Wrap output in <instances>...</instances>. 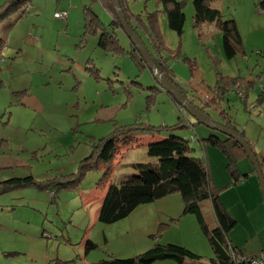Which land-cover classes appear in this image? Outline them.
<instances>
[{"label":"rangeland","instance_id":"374dc122","mask_svg":"<svg viewBox=\"0 0 264 264\" xmlns=\"http://www.w3.org/2000/svg\"><path fill=\"white\" fill-rule=\"evenodd\" d=\"M33 1L40 8V13L31 19L42 21V35H37L38 39L44 38L42 50H39L37 45H22L21 52L13 50L12 54L6 56L0 53V166L9 163L8 155H12L11 159L20 158L23 161H20L21 166L17 168L0 169V178L6 180L9 178L5 177L11 176H32L34 180L0 194V264H92L100 257L107 258L109 255L118 258L135 257L149 249L147 246L154 240L153 235L158 237L157 233L152 232L153 228L146 231L139 228V207L129 217L105 225L93 219L97 207L94 202L99 199L98 194L104 195L102 185L106 181H121L133 173V163L149 158L146 147L136 144L134 140L131 141L134 145L121 144L123 154L120 153V157H117L115 164L111 166V174L103 184H100V180L104 179L106 167L98 170L85 169L83 173H86L79 179L80 185L74 183L77 180L72 175L77 171L79 158L91 153L98 139L112 130L123 125L139 124L171 127L183 122L184 115L170 95L161 90L153 72L145 67L140 55L139 61L136 59L129 38L121 30L116 32L124 50L123 54L105 51L96 44L93 45V42L87 43L80 39L79 36H72L68 40L66 37L70 36V32L65 25H58L56 19L65 21L68 11L71 10L73 12L78 9L82 12L80 0L70 1L72 7L68 11L60 10L65 11L66 16L55 17L56 19L53 18V12L58 8L59 0ZM177 1L182 2L185 16L181 38L167 27L166 16L159 0H127L130 12L139 18V36L143 45L153 57L161 59L168 68H174L175 72L172 73L188 89V95L194 96L193 105L202 102V106L207 108L208 115L214 121H222L220 117L228 114L233 119L231 121L238 123L239 127H245L248 117L256 116L249 122L248 140L246 138L243 141L256 159L261 158L264 133H260L258 125L264 124V95L259 97L261 87L264 86V60L260 56L262 49L258 47L264 46V19L248 17L247 14L243 18L242 0L210 2L213 8L220 10L223 19H236L243 39L249 42L246 55L228 60L222 52L220 31L213 24H204L203 27L195 29L193 0ZM28 4L29 2L26 5ZM26 5L23 7L25 13L20 18H15L13 13L11 20L1 22L0 37L6 36L12 27L11 38L20 40L32 37L31 35L36 36L33 32L36 27L33 28L31 23L25 20L30 13L25 9ZM87 5H91L103 20H110L99 1L91 3L90 0ZM259 6H264V1L257 7ZM252 7L256 16L262 15L264 18V14L256 12L254 4ZM150 15L152 17H149ZM152 18L157 22L162 44L168 49L156 50L153 47L144 28L146 24L149 31ZM18 49H21V46ZM88 57H92L95 65L88 63L86 67L93 65L98 74L100 72L99 81L92 77L98 76L91 71L89 75L83 68L86 64L84 60ZM9 63H13V66L10 67ZM217 73L225 77H241L245 87L234 89V85L229 84L231 79L230 82L226 80V83L221 81V86L230 88V91L224 94L227 99L219 104H212V90L217 83ZM248 83L252 84L249 88ZM107 84L111 87L107 88ZM20 86L27 88L30 93L20 104H16L12 102L10 90ZM247 88L249 106L244 109L242 100L235 92L238 90L237 92L245 96L244 91ZM10 102L13 104L9 106ZM184 113L194 122L196 131L205 128L209 132H218L204 124L196 123L185 110ZM179 116L182 121H179ZM109 117L112 119L97 120ZM5 120H8L6 124L3 123ZM189 127L191 126L186 128L180 124L176 131H180L183 137L190 132L191 136H187L189 144L193 145L195 142L196 145L190 152L195 157L200 155L204 158L203 162L207 166L205 151L199 144L201 134H198V138ZM92 137L93 142L95 141L93 144L89 140ZM217 145L220 146L207 144L209 148H215L219 152L218 155H213L218 166L215 168L214 164H211L210 174L213 183L217 187L222 186L221 197L222 200L224 198L230 213L240 218V225L234 232L240 235L244 228V234L258 232V235H261L260 230L264 224L257 216L254 202L257 198L263 216L264 202L253 164L244 152H240V159L227 169L229 162L237 160L232 153L233 147L228 143L223 145L224 158ZM236 151L239 152V149ZM34 154L36 156L31 159L30 156ZM209 155L211 157V153ZM237 166L242 169L248 166L251 173L245 176L243 182L233 184L230 172L236 171ZM123 168L126 169L122 170ZM7 171L8 173H5ZM47 181L50 185L45 189ZM227 181H230V186H226ZM75 185L78 186L74 187ZM48 190L54 195L51 196ZM83 197L86 203L82 201ZM171 198L172 213H182L181 196L177 193ZM200 205L206 223L213 227L215 217L210 203L204 200ZM149 213L151 211H146L143 218ZM190 216L195 222L194 232L206 238L200 231L194 215ZM166 223L162 221L160 231L168 230L163 227ZM176 228H179L176 230L179 235L187 228L191 230L185 221ZM156 229L157 226L154 230ZM194 238L199 239L195 236ZM87 239L96 246L86 252ZM198 253L203 256L201 263L209 264L213 252L207 242ZM196 261L185 259L182 264ZM152 264L178 263L167 259Z\"/></svg>","mask_w":264,"mask_h":264},{"label":"trees","instance_id":"16d2710c","mask_svg":"<svg viewBox=\"0 0 264 264\" xmlns=\"http://www.w3.org/2000/svg\"><path fill=\"white\" fill-rule=\"evenodd\" d=\"M30 1L31 0H3L0 3V23L7 20L13 13L20 11V9L21 11L17 17H21L25 13L23 9L24 5L29 2V4L26 5L29 6ZM93 1H99L105 11L110 13L111 25L121 28L112 0H92V2ZM117 2L128 27L135 33L139 28L138 16L130 12L127 6V0H117ZM159 2L166 16L167 27L181 38L184 32L183 28L185 22L182 2L177 0H159ZM210 2H212V0H193V26L195 29H198L202 24L214 23L215 27L219 29L222 35L221 48L223 55L227 59H232L243 49L242 40L235 21L233 19H223L220 10L213 8ZM31 7L28 12L31 11ZM149 17L152 16L150 15ZM83 20L84 30L82 37L98 33V30L101 29L100 18L92 9L91 5H84ZM144 28L148 32L147 35L156 50L166 48L162 44L157 22L154 21L153 18L150 21L149 31L146 24ZM99 33L98 45L101 49L123 54L124 50L119 44L113 30L109 31L104 28L102 32L100 31ZM1 46V50L6 48V45L3 43ZM132 52L135 53L136 51L134 50ZM135 55L137 57L140 54L136 52ZM150 57L159 73L188 98V90L182 88L173 79L171 68H168L161 59L151 55ZM142 61L144 60L142 59ZM87 69L97 76L98 70L96 68L87 67ZM226 80L230 82V79H227V77L223 75L217 76V83L212 90L214 94L213 98L216 100L215 104H219L227 99L224 94L230 91V88L225 89L220 84L221 81L226 83ZM229 84L239 86V78L232 79ZM160 88L169 94L174 101L172 95L166 91V89L163 87ZM240 93L241 92H238V94ZM174 103L176 102L174 101ZM178 107L180 108L179 105ZM179 119V121H182L181 117H179ZM180 124L181 122H178L171 127L165 125L151 126L148 124H139V126L123 125L116 130L114 129L109 135L99 139L89 156L79 162L76 173L72 175V177H75L77 180L74 183L80 185L81 180L79 179L86 173H83L85 169L98 170L100 168L105 169L106 167L104 179L100 180V184H103L111 173V166L115 164L117 157H120V153L123 154L120 149L121 144L134 145V143L131 142L134 140L136 144L139 143V145L146 147V153L150 159L148 158L144 161L133 163V173L121 181L116 183L106 181L102 185L105 190L104 195L98 194L97 197H99V199L94 202L97 204L96 221L105 225L118 222L127 218L141 205L150 204L170 194L178 193L183 202L182 213L194 215L199 229L207 237L212 247L213 256L208 261L209 264H237L227 251V245L230 242L226 237L227 231L234 226L235 220L226 213L217 193L212 191L211 182L203 159L193 156V153L190 152L193 149L190 147L188 140L176 132ZM223 127L238 134L234 125L227 124V126L223 125ZM205 141L214 145H220L221 143L212 135L207 137ZM222 142L238 144L231 137L222 140ZM257 162L262 171L264 169V155L257 159ZM32 182H34L32 176L23 178L12 177L2 180L0 181V194L7 192L10 188ZM49 185L47 181L44 188L47 189ZM76 186L78 185L74 187ZM50 195H54L53 192H50ZM204 200H209L211 202L212 209L218 221L217 227L210 228L204 220L200 208V203ZM95 246L96 245L91 240H86V252ZM232 247L235 246L232 245ZM235 248L238 249L237 247ZM238 251L242 253L240 249H238ZM201 258V256L196 255L184 246L173 243L161 244L154 242L149 249H146L135 257L118 258L109 255L107 258L100 257V259L94 261L92 264H152L155 261L167 259H172L178 264L184 263L185 259H191L197 260L194 262L195 264H200ZM238 264L246 263L240 262Z\"/></svg>","mask_w":264,"mask_h":264},{"label":"crops","instance_id":"0c3cea01","mask_svg":"<svg viewBox=\"0 0 264 264\" xmlns=\"http://www.w3.org/2000/svg\"><path fill=\"white\" fill-rule=\"evenodd\" d=\"M3 0H0V3L2 2ZM70 1H72V0H59L58 1V8H56L55 10H54V12H56V11H60V10H67L68 11V9L70 8V7H72L70 4H69V2ZM89 1L90 0H80V3H82V5L80 6V7H82V12L81 11H79L78 9H76V10H74L73 12H72V10L69 12L68 11V17H67V19L64 21V20H59V19H56L54 16H53V14H52V16H53V18L54 19H56L59 23H58V25H65L66 27H67V29H68V31L70 32V36H68V37H66V39H68V40H70L71 38H72V36H75V37H77V36H79V38L80 39H83V40H85L87 43H89V42H93V45L94 44H96L98 47H99V45H98V33L101 31L102 32V29H107V30H109V29H111V30H113V32H114V34H115V36L117 37V39H118V35H117V30L119 29V30H121L123 33H124V35H126L125 34V32H124V30H123V28L121 27H114V25H111V23H110V21H111V16H110V13H108L107 11H105V9H104V11L107 13V15L109 16V18H110V20H107V21H105V20H103L102 19V17L97 13V11H95V13L99 16V18H100V21H101V29H99L98 30V33H95V34H92V35H85L84 37H82V33H83V30H84V20H83V7H84V5H87L88 3H89ZM264 0H242V3H243V7H242V13H243V18H244V15L245 14H247V16L248 17H251V16H254V17H258L259 19H264L263 17H262V15L261 16H256V14H254V9H253V7H252V5L254 4V6H255V8H257V6L260 4V3H262ZM31 2V11H30V13H29V16L25 19V20H27L29 23H31V25L33 26V28H35L34 30H33V32L36 34V36H34V35H31L32 37H26V38H23V39H16V38H11V35H12V30H13V27L11 28V29H9V31H8V33L6 34V36H2V37H0V46H1V44L3 43V44H5L6 45V48L5 49H3V50H1V47H0V53H2V55L3 54H5V56L6 55H10V54H12V51L13 50H20V52H21V50H22V45H26V46H35V45H37V48L39 49V50H42V46H43V44H44V38L42 37V38H40V39H38V37H37V35H42V21H40V20H32L31 19V17L32 16H34V15H38L39 13H40V8L39 7H37V5L35 4V2L32 0V1H30ZM91 3H92V0H91ZM69 4V7H67V5ZM93 9V8H92ZM94 10V9H93ZM19 12L20 11H17L16 12V14L14 13V15H16L15 16V18H20V17H17L18 15H19ZM53 12V13H54ZM256 12H257V10H256ZM14 15H10L9 17H8V19L7 20H11V17L12 16H14ZM232 19V18H231ZM233 20L235 21V24H236V27H237V30H238V32H239V35H240V37H241V40H242V46H243V49L241 50V52H239L235 57H237V56H241V57H243L244 55H246V48H248L247 47V45L249 44V42L248 41H246L245 39H243V37H242V34H241V32H240V27H239V25H238V23H237V21H236V19H234L233 18ZM263 22H264V20H263ZM110 23V24H109ZM1 24V23H0ZM206 25H208V24H213L214 25V23H205ZM203 25L204 24H202L200 27H203ZM209 26V25H208ZM215 26V25H214ZM217 29V28H216ZM219 30V29H218ZM110 31V30H109ZM134 33V32H133ZM137 35H136V34ZM135 36L141 41V43L143 44V41L141 40V38L139 37V29L137 30V31H135ZM221 33V32H220ZM100 34V33H99ZM7 35H8V39H7ZM34 36V37H33ZM88 38V39H87ZM95 38H96V40H95ZM87 39V40H86ZM245 40V41H244ZM119 41V40H118ZM130 41V40H129ZM120 44V43H119ZM129 44H130V47H131V49H132V51H136L137 52V50L135 49V47H134V45L131 43V42H129ZM246 45V47H245V45ZM21 46V49H18L19 47ZM144 46V45H143ZM17 47V48H16ZM145 47V46H144ZM100 48V47H99ZM258 48H260V49H262V52H261V57L263 58V60H264V46L263 45H261V46H259ZM146 49V48H145ZM147 50V49H146ZM135 52V53H136ZM147 52H148V50H147ZM138 53V52H137ZM149 53V52H148ZM139 54V53H138ZM150 54V53H149ZM151 55V54H150ZM152 56V55H151ZM4 57V56H3ZM235 57H233V58H235ZM232 58V59H233ZM136 59L137 60H139V55L136 57ZM227 59V58H226ZM4 60H5V57H4ZM228 60H230V59H228ZM85 62H86V64L84 65V70H86L87 72H88V74L90 75V72L87 70V67H86V65L88 64V63H92L93 65H95V63H94V61H93V59H92V57L91 58H87V59H85L84 60ZM4 62V61H3ZM91 66V67H94V66ZM9 66L10 67H12L13 66V63H9ZM95 68V67H94ZM171 70H172V72H175V70H174V68L173 67H171ZM97 76L98 77H94V76H92L93 77V79H95L96 81H99L100 79H101V75H100V72H99V74H98V71H97ZM217 76H222L220 73H217ZM234 78H239V86H232V88H234V89H236V88H244L245 86H244V84L242 83V78L241 77H238V76H236V77H227V79H234ZM173 79L182 87V88H184L185 90H188V89H186L180 82H179V80L177 79V77L173 74ZM216 82H217V79H216ZM120 83H122V82H120ZM248 85V88L250 87V86H252V84H247ZM111 86H110V84H107V88H110ZM20 88H22V89H20ZM245 89V91H244V93H245V96H244V94L243 93H240V94H242L243 95V97H241V96H239V94H238V90L235 92L237 95H238V97H239V99H241L242 100V102H241V105H242V107L244 108V109H246L248 106H249V102H248V100H247V96H248V92H249V89ZM261 93H260V95H259V97L261 96V95H264V86L263 87H261ZM10 93H11V96H12V102H15L16 104H20L21 102H22V99H24V97L25 96H27V95H29V91H28V89L27 88H25L24 86H20V87H17V88H13V89H11L10 90ZM19 96H21V98H18ZM191 95H188V98H190V100H191V102H193L194 101V96H191ZM213 96H214V94H213ZM213 96L211 97V98H213ZM193 97V98H192ZM209 101L211 100L210 98L208 99ZM215 99H213L212 100V104H215ZM12 102H10L9 103V106L10 105H12L13 103ZM228 102V101H227ZM198 103V105H202V102H197ZM176 104V103H175ZM177 105V104H176ZM39 106L41 107V108H43L42 107V105L39 103ZM178 106V105H177ZM119 107V105L116 107V108H118ZM255 107V106H254ZM120 108H121V106H120ZM179 108V107H178ZM223 108H224V106H223ZM255 108H257V107H255ZM207 109V108H206ZM206 109H204V111L207 113V110ZM117 110V109H116ZM115 110V111H116ZM179 110H180V112H182L183 113V115H184V119H183V122H181V124L182 125H184L186 128H188V125H190L191 127H189V130L191 131V132H193L197 137H198V134H201V138H199V144H200V146H201V148L205 151V159H206V161H207V163H208V167L206 166V168H207V173H208V176H209V179H210V182H211V186H212V191H214V192H216L217 193V195H218V197H219V200H220V202H221V204H222V206H223V208L225 209V211H226V213L231 217V218H233L234 220H235V224H234V226L229 230V231H227V234H226V237H227V239L229 240V242L230 243H228V245H227V251H228V253H229V255H230V247H232V245L233 246H235V247H237L238 249H240L241 251H242V254L244 253V254H246V255H250V256H253V255H257V254H260V253H262V254H264V226H263V228L260 230V232H262V234L261 235H258V232H255V233H246V234H244V231H245V229L244 228H242L243 229V232L241 231L240 232V235H236V233L234 232L235 230V228H237L239 225H240V218L238 217V216H234V215H232L231 213H230V211L228 210V208L226 207V203H225V200H224V198H223V200H222V197H221V191L223 190V189H221L222 188V186L221 187H217L214 183H213V181H212V177H211V174H210V172H211V169H212V167H211V164H214V166H215V168L218 166L217 165V162L215 161V159H214V153L215 154H217L218 155V151L215 149V148H209L208 146H207V144H209V145H212V146H214V144H211L210 142H208V143H206L205 142V139H207V137H209L210 135H212V136H215V138H217L221 143H220V146H218V148H220L221 149V151H220V153L223 155L224 153H223V145L225 144V143H223L222 142V140H225V139H228V135H226V134H224V133H222V132H220V131H218V132H209L208 130H206L205 128H203V129H201L200 131H196V129H194V122L192 121V120H189V118L185 115V113H184V109L183 108H179ZM5 111H6V109H5ZM9 112V114H10V111H8ZM2 115V114H1ZM115 116H116V113L114 114ZM180 117V116H179ZM208 117H209V119H211V121L213 122V123H215V124H217V125H219V126H221V128H223V129H225V130H229L228 128H225V127H223V125H226L227 126V124H231V125H234L235 127H236V130H237V132H238V134L237 133H235L239 138H241L242 140H245L248 136H249V132H250V129H249V122L252 120V119H255V117L256 116H253V115H251V116H249L248 117V119H247V123H246V125H245V127H244V125H241V127H239V124L238 123H236V122H234V121H231V117L230 116H228V114H224L223 116H221L220 118L222 119V121H214L213 120V118L210 116V115H208ZM112 118L111 117H109V118H107V119H98L97 118V120H99V121H107V120H111ZM195 119V118H194ZM233 120V119H232ZM195 121H196V119H195ZM8 122V120H5V122H3L4 124H6ZM196 123H201V122H198V121H196ZM211 123V122H210ZM213 123H211L212 125H213ZM201 124H203V123H201ZM259 124H261V125H258L259 126V128H260V133L262 134V133H264V124H262V123H259ZM204 125H206V124H204ZM211 125V126H212ZM258 126H256V127H258ZM208 127V126H207ZM255 127V128H256ZM262 127H263V129H262ZM210 128V127H209ZM254 128V129H255ZM198 129H200V128H198ZM212 129V128H211ZM214 130H216V129H214ZM113 131V130H112ZM231 131V130H230ZM177 132V131H176ZM233 132V131H232ZM208 133V134H207ZM110 133H107L105 136H107V135H109ZM178 134L179 135H181V132L179 131L178 132ZM205 134H207V135H205ZM263 135V134H262ZM105 136H103V137H105ZM142 136V135H141ZM182 136V135H181ZM187 136H191V134H190V132L188 133V135H186L184 138L185 139H187L188 141H189V143H190V140H189V137H187ZM204 136V137H203ZM183 137V136H182ZM187 137V138H186ZM102 138V137H101ZM101 138H99V139H101ZM197 138V139H198ZM98 139V140H99ZM192 139L193 140H195L193 137H192ZM89 140H91V142L90 143H94L93 142V137L92 138H90ZM247 140H248V138H247ZM202 141V142H201ZM204 143V144H203ZM226 143H228V144H230V145H232V153H234V155L237 157V160H235V161H233V162H229V164L228 165H226V168L227 169H229V166L231 165V164H235V162L236 161H238L240 158H238V156H240V152H244V150H243V148L241 147V146H239L238 144V146L235 144V143H232V142H226ZM1 144V143H0ZM190 145V147L192 148V149H194V147L196 146L195 145V142L193 143V145H191V144H189ZM216 146V147H217ZM239 149V152H237L236 151V149ZM263 151H264V148L262 149V151H261V154L263 155ZM209 153H211V157H210V155H209ZM245 153V152H244ZM89 154L90 153H88V155H85L83 158H79V160H78V163L77 164H79V162L82 160V159H84L85 157H87V156H89ZM194 155V154H193ZM36 155L34 154V155H32V156H30V158L32 157V158H34ZM227 156L229 157V154H227ZM8 157V159L7 160H9L8 162L9 163H7V164H5V165H1L0 166V169H2V170H10V169H13V168H17V167H19V166H21V162H23L20 158H14V159H11V157H12V155H8L7 156ZM198 157L199 158H202L200 155H198ZM31 158V159H32ZM212 158V159H211ZM224 158H225V154H224ZM1 159V158H0ZM203 159V161H205L204 160V158H202ZM21 161V162H20ZM27 167L28 168H30V166L29 165H27ZM126 168H123L122 170H125ZM262 169H263V167H262ZM112 172V171H111ZM262 172V175H263V178H264V169L261 171ZM5 173H8V171L7 172H5ZM251 173V171L249 170V168H248V166H245V167H243V169L242 168H239L238 166H237V170L236 171H231L230 172V174H231V177H232V183L233 182H243L246 178H245V176H248V174H250ZM111 174V173H110ZM14 177V176H13ZM5 178H12V176L11 177H5ZM2 180H4V179H1L0 178V181H2ZM229 180V179H228ZM235 183H233V184H235ZM232 184V185H233ZM231 185V183H230V181H227V183H226V186H230ZM224 186V185H223ZM50 192V191H49ZM174 194H177V193H173V194H170V195H168V196H165V197H163V198H161V199H159V200H157V201H155V202H152V203H150V204H153V205H155V206H148V205H150V204H145V205H141V206H139V228L141 229H143L144 231H146L148 228H153V229H151L152 230V232H154V233H157L158 234V237L156 238L154 235H153V238H154V240H152L151 241V243H149V245L147 246V248H149L150 246H152L153 245V243L154 242H157V243H161V244H165V243H173V244H178V245H181V246H184L185 248H187L188 250H190L191 252H193V253H195L196 255H198V256H201L198 252H200V250H202L204 247H205V245H206V242L208 243V245H209V249H212V247H211V245H210V243H209V241H208V239H207V237L206 238H203V236L201 235V234H199L198 232H194L195 231V225H194V221L193 220H191V216H190V214H183V213H180V214H178V215H176V213H172V208H171V202H172V195H174ZM84 199L82 200L84 203H86V199H85V197H83ZM207 202H209L210 203V205H211V202L209 201V200H206ZM182 204H183V202H182ZM254 204L256 205V210H257V212H258V214H257V216H259V218H260V220L261 221H263V224H264V216H263V214H262V212H260V208H259V206H258V204H259V202H258V200H257V198H256V201L254 202ZM201 206V205H200ZM147 207H153V208H147ZM138 208V207H137ZM136 208V209H137ZM201 208V207H200ZM211 208H212V206H211ZM135 209V210H136ZM134 210V211H135ZM133 211V212H134ZM146 211H151V213H149L148 215H147V217H145V218H143L144 216H146ZM132 212V213H133ZM212 212H213V214H214V211H213V209H212ZM131 213V214H132ZM130 214V215H131ZM129 215V216H130ZM95 216H96V209H95V213H94V216H93V219H95ZM128 216V217H129ZM214 217H215V214H214ZM205 220V219H204ZM153 221V222H152ZM162 221L164 222H167L166 224H164L163 225V227L165 228V229H168L167 231L169 232V235H167V231H160L161 230V225H162ZM183 221H185L190 227H191V230L189 229V228H187V229H185L183 232H181V234L179 235L177 232H176V230L177 229H179V228H176V227H180V224L183 222ZM197 222V221H196ZM197 225H198V223H197ZM208 225V224H207ZM1 226V225H0ZM156 226H157V229L156 230H154L155 228H156ZM209 226V225H208ZM212 226L213 227H210V228H214V227H217L218 226V221H217V219H216V217L214 218V222H213V224H212ZM199 227V226H198ZM0 229H1V227H0ZM201 231V230H200ZM152 235H150V237H151ZM194 236L196 237V238H199V239H195L194 238ZM147 238H148V236H147ZM15 242L13 241L12 242V244H14ZM235 247H232V248H234V249H236ZM237 249V250H238ZM202 258H203V256H201ZM212 258V257H211ZM94 262V261H93ZM201 262V261H200ZM205 263V262H204ZM191 264H193V263H191ZM201 264V263H200Z\"/></svg>","mask_w":264,"mask_h":264},{"label":"water","instance_id":"95a60500","mask_svg":"<svg viewBox=\"0 0 264 264\" xmlns=\"http://www.w3.org/2000/svg\"><path fill=\"white\" fill-rule=\"evenodd\" d=\"M112 3H113V6L115 8V12L118 16L121 27L123 28L125 34L129 38L130 42L134 45L135 49L140 54L141 59L144 60L146 66L153 72L157 83L161 87L166 89V91H168L172 95L176 104H178L181 108H183L186 112H188L193 118L196 119V121L201 122L203 124H206V126L212 128V129H216V130L228 135L229 137L234 139L238 144H240V146L243 148L245 154L248 156L251 163L253 164L254 171H255L256 175L258 176L259 184H260L261 191L263 194V202H264V178H263L262 172L260 170L259 164L257 162V159L255 158V155L250 151L247 144L241 138H239L234 132H232L230 130H225V129L221 128V126L213 123L211 121V119H209L208 113H206L204 110H201V109H205L204 106L193 105L190 98H186V96L179 89H177L174 85H172L170 82H168L167 79L159 73V71L155 67L153 61L151 60L149 53L147 52V50L145 49V47L143 46L141 41L135 36V34L128 27V25L125 21V18L123 16L122 12L120 11L119 4H118L117 0H112ZM210 122L213 123V125Z\"/></svg>","mask_w":264,"mask_h":264},{"label":"built area","instance_id":"2783aa9c","mask_svg":"<svg viewBox=\"0 0 264 264\" xmlns=\"http://www.w3.org/2000/svg\"><path fill=\"white\" fill-rule=\"evenodd\" d=\"M30 5L26 6V10L30 9ZM257 12L259 14H264V6H259L256 8ZM66 16V12L65 11H56L54 13V17H58V18H62ZM239 96L243 97L242 94H239ZM263 155H264V151H263ZM230 255L232 257V259L238 264L240 262H245L246 264H264V254L260 253L257 255H246V254H242L240 253L237 249H234L232 247H230Z\"/></svg>","mask_w":264,"mask_h":264},{"label":"bare ground","instance_id":"6f19581e","mask_svg":"<svg viewBox=\"0 0 264 264\" xmlns=\"http://www.w3.org/2000/svg\"><path fill=\"white\" fill-rule=\"evenodd\" d=\"M256 255V254H255Z\"/></svg>","mask_w":264,"mask_h":264}]
</instances>
